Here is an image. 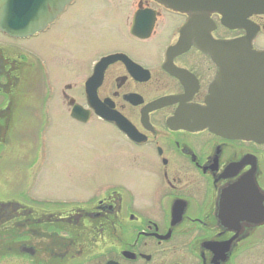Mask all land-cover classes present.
Here are the masks:
<instances>
[{"label":"flooded vegetation","instance_id":"af4514ba","mask_svg":"<svg viewBox=\"0 0 264 264\" xmlns=\"http://www.w3.org/2000/svg\"><path fill=\"white\" fill-rule=\"evenodd\" d=\"M86 2L71 0L32 36L3 34L35 45L0 46V132L36 110L100 122L123 141L121 166L131 178L51 212L35 210L29 198L0 200V264H264V141L193 128L219 73L234 77V51L224 45L248 39L264 52V9L254 11L262 1L223 0L206 13L158 0H107L119 9L129 47L80 60L51 33ZM221 11L234 14L232 27ZM41 37L49 55L39 51ZM58 81H65L62 105L45 104ZM33 91L41 104L24 101ZM74 107L86 121L72 117Z\"/></svg>","mask_w":264,"mask_h":264},{"label":"rangeland","instance_id":"374dc122","mask_svg":"<svg viewBox=\"0 0 264 264\" xmlns=\"http://www.w3.org/2000/svg\"><path fill=\"white\" fill-rule=\"evenodd\" d=\"M105 1L87 0L86 5L71 8L55 25L51 35L57 37L60 50L70 49L72 56L82 60L129 47L119 29V9ZM36 42L41 54H50L51 48L43 45L47 43L44 38ZM12 45L24 49L35 42L12 43L0 33V46L8 51ZM147 46L151 53L153 46ZM138 57L145 59L143 52ZM64 82L55 84L56 96L48 97L45 104L62 105L60 89ZM24 101L39 105L42 97L33 91ZM52 110L21 112L8 132H0V200L29 198L35 210L43 207L51 212L63 204L87 200L101 184L131 178L121 166L123 141L109 127L97 121L80 124L60 109Z\"/></svg>","mask_w":264,"mask_h":264},{"label":"water","instance_id":"95a60500","mask_svg":"<svg viewBox=\"0 0 264 264\" xmlns=\"http://www.w3.org/2000/svg\"><path fill=\"white\" fill-rule=\"evenodd\" d=\"M71 0H0V31L14 38H26L44 30ZM181 12L218 11L223 0H158ZM262 4L254 7L264 9ZM258 3V0H255ZM201 8V9H200ZM203 12V13H205ZM222 13V23L232 27L234 14ZM234 51V77L219 73L210 87L206 107L195 113L193 128L210 130L234 139L264 141V52L251 48L248 39H237L224 45ZM228 56H231L228 54ZM108 61L109 60L108 58ZM107 61V62H108ZM233 79L231 86L229 80ZM89 80L87 83H89ZM98 83V82H96ZM88 93V90H87ZM89 97V93H88ZM74 107L72 117L86 121L88 114ZM101 118L117 122L108 112H96ZM120 122V123H119Z\"/></svg>","mask_w":264,"mask_h":264}]
</instances>
